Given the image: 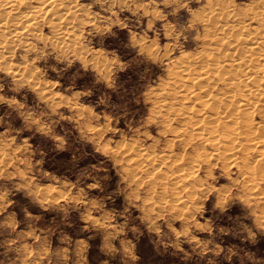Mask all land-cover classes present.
<instances>
[{
  "label": "rangeland",
  "instance_id": "obj_1",
  "mask_svg": "<svg viewBox=\"0 0 264 264\" xmlns=\"http://www.w3.org/2000/svg\"><path fill=\"white\" fill-rule=\"evenodd\" d=\"M66 2L0 53V264H264V94L214 148L175 82L226 20L263 40L261 2Z\"/></svg>",
  "mask_w": 264,
  "mask_h": 264
},
{
  "label": "bare ground",
  "instance_id": "obj_2",
  "mask_svg": "<svg viewBox=\"0 0 264 264\" xmlns=\"http://www.w3.org/2000/svg\"><path fill=\"white\" fill-rule=\"evenodd\" d=\"M67 0H0V53L2 54L3 51H5L6 49H8V45H11L12 43H16L18 40L20 41V39L22 38H26L27 36L30 37V36H34L36 35L38 32H36V30L34 29V27L38 24H41L43 22V20L46 18V16L48 17L49 15H60V13L58 14V12L60 11L61 12V9H67L68 5H65V3ZM70 1V0H68ZM74 1V0H73ZM216 1V0H215ZM221 1V0H220ZM254 1V0H253ZM261 2V8H262V12L264 14V0H258ZM226 2V1H225ZM260 2L258 5H260ZM215 3V2H214ZM257 3V2H256ZM73 4V3H72ZM252 4V3H250ZM254 4V3H253ZM75 5V4H74ZM218 5V4H217ZM220 5V4H219ZM225 5V4H224ZM223 5V6H224ZM256 5V4H254ZM253 5V6H254ZM63 7L59 10H56L58 7ZM215 6V5H214ZM213 6V7H214ZM227 6V5H226ZM225 6V7H226ZM77 7V5L75 6ZM212 6H210L211 8ZM220 7V6H219ZM74 8V6H73ZM230 8V7H228ZM72 9V8H71ZM218 9V8H216ZM257 9L258 6H257ZM69 10V9H68ZM67 10V11H68ZM227 10V9H226ZM225 10V11H226ZM65 11V12H67ZM79 11V10H77ZM213 12V9L211 10ZM228 11V10H227ZM247 12V10H245ZM249 11V10H248ZM256 11V10H255ZM259 11V10H258ZM257 11V12H258ZM64 12V11H62ZM75 12V11H74ZM219 12V11H218ZM229 12V11H228ZM242 12V11H241ZM252 12H254V8L252 10ZM217 13V12H216ZM224 13H227V12H224ZM235 13H238V11H234V13H230V14H234ZM243 13V12H242ZM75 14V13H74ZM209 14H211L209 12ZM229 14V13H227ZM229 14V15H230ZM247 14V13H246ZM260 13H258L259 15ZM62 15V14H61ZM213 15V14H212ZM224 15V14H223ZM237 15V14H236ZM240 15V14H238ZM64 16V15H63ZM207 16V14H206ZM231 16V17H233ZM245 16V15H244ZM261 16V14L259 15ZM264 16V15H263ZM262 16V17H263ZM55 17V16H54ZM58 17V16H57ZM56 17V18H57ZM69 17V16H68ZM66 17V18H68ZM199 17H202V16H199ZM212 17V16H211ZM225 17V15H224ZM222 16V18H224ZM239 17V16H238ZM255 17V14L251 15L250 16V19L251 18H254ZM257 17V16H256ZM53 18V16L51 17ZM55 18V20H56ZM59 18V17H58ZM73 18V17H72ZM258 18V17H257ZM264 18V17H263ZM48 19V18H46ZM50 19V18H49ZM69 19V18H68ZM205 19V18H203ZM238 19V18H236ZM54 20V19H52ZM53 21V22H56V21ZM60 20V19H58ZM67 20V19H66ZM72 20V19H71ZM69 20V22L71 21ZM198 20V19H197ZM211 20V19H210ZM213 20V19H212ZM215 20V19H214ZM223 20V19H222ZM249 20V19H248ZM260 20V19H259ZM50 21V20H48ZM65 21V20H64ZM78 21V20H77ZM76 21V22H77ZM206 21V20H205ZM219 21V20H218ZM58 22V21H57ZM211 22V21H210ZM233 22V21H232ZM264 22V21H263ZM45 23H48V22H45ZM220 23V22H219ZM218 23V24H219ZM226 23H227V20H226ZM225 23V24H226ZM248 22L245 23V19L242 18V19H239V20H236V22L234 21L233 24H224L223 23V26L222 28L224 29V32L226 35H230L232 36L233 38H230L229 36H226L224 34V36H221V39L220 38H217L216 36V39L214 40L216 43L214 44H217L218 41L220 42L219 45H216L215 47H213V50L214 52H211L209 51L206 55H207V58L205 60H203L202 64L200 65V68L199 69H195L194 66L193 68L195 69H192L191 68V64H187L186 67H184L183 69V72L182 74H178L177 76H180L181 75V79L180 81L176 80L175 82H177V86L180 87L181 84H183L184 82L183 81H191V84L194 85L195 88H193L192 91H189L188 93L183 92L185 93L183 97H185V100H190V102H197V109L195 110L194 108V111L193 112H197L199 114L200 117L196 118V120L194 121L193 125L199 123L198 125L199 126H196L195 128H197V130L193 133V135L195 134L196 136H200V137H203L204 140H207V141H210L212 147H216V145L218 143L221 142V140H223V138H226L225 136L227 134L230 135V130L229 132L230 133H223V134H218L216 133V131L218 130V126H221V127H226L229 123L226 124V117L231 116L232 119H238V117H242V122L244 124H246V120L249 119V115L246 113V110L247 108L251 106V104H253L254 102H258V99L264 94V86L262 87L261 86V83H260V74L262 72H264V39L263 40H260L261 36H259V39L257 37H254L253 35L251 36V29L248 30L247 33H244L246 30V28H248ZM61 24V23H60ZM67 24V23H65ZM69 24V23H68ZM71 24V23H70ZM69 24V25H70ZM212 24V23H211ZM217 24V21L215 22V25L216 26ZM45 25V24H44ZM75 25V24H74ZM76 25H78V23H76ZM227 26V28L225 29V26ZM229 25H231V27H228ZM262 25V24H260ZM43 26V25H42ZM60 25H58L57 27H59ZM64 26V25H62ZM61 26V27H62ZM207 26V24H206ZM221 26V24L219 25V27ZM264 26V25H263ZM56 27V28H57ZM60 27V29H61ZM66 27H68L66 25ZM73 27V26H71ZM69 27V28H71ZM210 29L213 27L209 26ZM237 27V28H235ZM37 28V26H36ZM48 28V27H47ZM64 28V27H63ZM62 28V29H63ZM78 28V27H77ZM215 28V27H213ZM41 29V28H39ZM50 29V28H49ZM58 29V30H60ZM209 29V30H210ZM221 29V27H220ZM253 29V28H252ZM65 30V28L63 29ZM61 30V31H63ZM73 30V29H72ZM214 30V29H212ZM218 30V27L217 29ZM245 30V31H244ZM38 31V30H37ZM51 31V30H50ZM69 31V30H68ZM221 31V30H219ZM244 31V32H243ZM258 31V30H257ZM40 32V30H39ZM215 32V31H214ZM255 32V31H254ZM263 32V31H261ZM260 32V33H261ZM49 33H52V32H49ZM60 33V32H59ZM64 33V31H63ZM67 33V32H66ZM65 33V34H66ZM206 33V32H205ZM259 33V32H257ZM39 34V33H38ZM62 34V32H61ZM64 34V35H65ZM221 34V33H220ZM41 33L38 35L40 36ZM55 35H58V34H55ZM63 35V36H64ZM73 35V33H72ZM72 35H70L72 37ZM51 36V35H50ZM61 36V37H63ZM66 36V35H65ZM219 36V35H218ZM47 37V36H46ZM61 37H59L58 39H62ZM31 38V37H30ZM44 38V37H43ZM208 38V37H207ZM45 39V38H44ZM43 39V40H44ZM56 39V38H55ZM54 39V40H55ZM210 39V38H209ZM207 39V40H209ZM23 40V39H22ZM26 40V39H25ZM33 40V39H32ZM64 40V38H63ZM67 40V39H66ZM65 40V41H66ZM76 40V39H74ZM39 41V40H38ZM70 40H68L67 42H69ZM66 42V44H67ZM73 42V41H72ZM23 43V42H22ZM61 43V42H59ZM65 43V42H64ZM209 43V42H208ZM25 44V42H24ZM35 44V43H34ZM58 44V43H57ZM71 44V43H70ZM13 46L15 44H12ZM22 45V44H21ZM20 45V46H21ZM60 45V44H59ZM65 46V44H63ZM79 45V44H78ZM208 44L206 43L205 46H207ZM13 46H10V47H13ZM63 46V47H64ZM210 46V44H209ZM17 47V46H16ZM23 47V46H21ZM62 47V48H63ZM73 47V46H72ZM67 48V47H65ZM69 48V47H68ZM67 48V49H68ZM26 49V48H25ZM10 50V49H9ZM8 50V51H9ZM13 50V49H12ZM28 50V49H27ZM32 50V49H31ZM30 50V51H31ZM212 50V51H213ZM7 51V50H6ZM5 51V52H6ZM7 51V52H8ZM29 51V50H28ZM221 51V52H220ZM204 52V51H203ZM218 52H220L222 55V58H218ZM187 53V52H186ZM192 53V52H191ZM191 53H189L188 55H191ZM196 53V52H195ZM8 54V53H7ZM198 53H196L197 55ZM3 55V54H2ZM187 55V54H185ZM204 55V53H203ZM205 55V56H206ZM8 57V55H6ZM193 56V55H191ZM220 56V57H221ZM1 57V55H0ZM7 59V58H6ZM193 60V58H191ZM199 59V57H198ZM5 60V59H4ZM196 60V59H195ZM26 61V60H25ZM191 61V60H190ZM6 62V61H5ZM5 62L3 63L1 61L2 64L5 65ZM23 62V61H22ZM178 62V60H177ZM197 62V61H196ZM195 62V63H196ZM199 62V61H198ZM181 61H179L178 64H180ZM182 63L184 64V61H182ZM181 63V64H182ZM193 64H195L194 62H192ZM1 64V65H2ZM176 64V63H175ZM176 64V65H178ZM192 64V65H193ZM197 64V63H196ZM200 64V63H199ZM0 65V66H1ZM3 65V66H4ZM19 65V64H18ZM2 66V68H3ZM6 66V65H5ZM8 67V66H7ZM179 67V66H178ZM10 68V67H9ZM8 68V69H9ZM5 69V68H4ZM11 69V68H10ZM9 69V70H10ZM21 69V68H20ZM175 69V68H173ZM171 69V70H173ZM177 69V67H176ZM179 69V68H178ZM28 70V69H27ZM3 72V71H2ZM15 72V70L13 71ZM19 72V71H18ZM29 72V71H28ZM180 72V71H178ZM27 73V72H25ZM176 74V73H175ZM18 75V73H17ZM25 76V75H24ZM17 77V76H16ZM26 78V77H25ZM171 79H173L172 77H170ZM179 78V77H178ZM177 78V79H178ZM18 81V80H17ZM20 82V81H19ZM167 82V81H166ZM181 83L179 85V83ZM183 82V83H182ZM35 83V82H34ZM168 83V82H167ZM217 83H221L222 84V91L221 92H215L213 93V89H215L214 87H216ZM264 83V82H263ZM171 84V83H170ZM190 84V83H189ZM191 84H190V87L191 88ZM168 85V84H166ZM172 85V84H171ZM175 84L173 83V86ZM170 86V85H168ZM176 86V87H177ZM245 86L247 87L245 90ZM185 88L183 90H187L188 87L184 86ZM43 88V87H42ZM165 89V87H163ZM178 88V87H177ZM235 88H237V92L239 91V93H235L234 90ZM167 89V88H166ZM175 89V88H173ZM192 89V88H191ZM218 89V88H216ZM40 90V89H39ZM45 90V89H44ZM49 90V89H48ZM162 90V89H161ZM168 90V89H167ZM180 90V88L178 89ZM182 90V91H183ZM155 91V90H154ZM173 91V90H172ZM171 91V92H172ZM188 91V90H187ZM157 92V91H156ZM174 92V91H173ZM178 93V92H177ZM176 93V94H177ZM182 93V92H181ZM45 95V94H44ZM158 95V94H157ZM170 95V94H169ZM183 95V94H181ZM180 95V96H181ZM187 98V99H186ZM175 99H179L177 97H175ZM180 99H182V97H180ZM179 99V100H180ZM184 99V98H183ZM170 101V100H169ZM261 101V100H260ZM259 101V102H260ZM171 103V102H170ZM189 103L187 102L186 105V108H187V105ZM192 104V103H191ZM166 105V104H165ZM190 105V104H189ZM188 105V106H189ZM254 105V104H253ZM173 106H176V105H173ZM172 106V107H173ZM182 105H180L179 107H181ZM234 106V107H232ZM168 107V106H167ZM191 107V106H190ZM184 108V107H183ZM185 108V109H186ZM258 108V107H257ZM253 109V108H252ZM251 109V110H252ZM175 110V108H174ZM249 110V109H248ZM179 111H181L179 109ZM182 111H184L182 109ZM232 111H241L240 113L242 114H237V115H234V112ZM262 111V110H261ZM264 111V109H263ZM182 113H186V112H182ZM260 113V112H259ZM264 113V112H262ZM171 115H173L171 113ZM175 115V114H174ZM181 115V114H179ZM193 115V113H192ZM188 116H191L190 113ZM193 116H196V115H193ZM192 116V118H193ZM251 116V115H250ZM262 116V115H261ZM260 116V117H261ZM172 117V116H171ZM255 117V116H254ZM264 117V116H262ZM230 118V119H231ZM248 118V119H247ZM251 118V117H250ZM171 120V118L169 119V121ZM181 120V118H180ZM254 120V119H253ZM239 121V120H238ZM179 122V121H178ZM184 122V121H183ZM193 122V121H192ZM241 122V123H242ZM262 122V120H261ZM189 123V122H188ZM257 123H260V122H257ZM264 123V121H263ZM179 125V124H178ZM234 125V124H232ZM262 125V124H261ZM260 125V127H261ZM231 127V123L229 125ZM191 127V126H190ZM228 127V126H227ZM226 127V128H227ZM259 127V128H260ZM178 128V127H177ZM192 128V127H191ZM236 128V127H235ZM174 129V128H173ZM187 129V128H186ZM190 129V128H188ZM249 129H252V128H249ZM262 129V128H260ZM172 130V129H171ZM175 130V129H174ZM256 130V129H255ZM173 131V130H172ZM264 131V130H263ZM221 132V130H220ZM223 132V131H222ZM245 132V130H244ZM187 133V132H186ZM247 133V132H245ZM181 134V133H180ZM192 134V133H191ZM233 135V134H232ZM188 136V135H186ZM195 137V136H194ZM223 137V138H222ZM228 137V136H227ZM259 137V136H258ZM258 137H256L258 140ZM242 138V137H240ZM261 138V137H260ZM263 138V136H262ZM235 139V138H234ZM249 139V138H248ZM193 140V139H192ZM229 140V139H228ZM232 141V139H230ZM236 140V139H235ZM251 140V139H249ZM264 140V138H263ZM247 141V140H245ZM251 141H254V140H251ZM229 142V141H228ZM240 142V141H239ZM226 143V142H225ZM234 143V142H233ZM251 143V142H249ZM255 143V142H253ZM209 144V143H208ZM228 144V143H227ZM222 145V144H220ZM230 145V144H229ZM225 145H223V148H224ZM237 146V145H236ZM234 146V147H236ZM258 146V145H257ZM260 146V145H259ZM196 147V146H194ZM200 147V146H199ZM230 147V146H229ZM228 147V148H229ZM193 148V147H192ZM222 149V147H221ZM226 149V148H224ZM237 149H239V147H237ZM244 149V148H243ZM256 149H261V148H256ZM208 150V149H207ZM211 149L208 150V152L210 153ZM228 150V149H227ZM226 150V151H227ZM245 150V149H244ZM263 150V149H262ZM145 151V150H144ZM224 151V150H222ZM192 152L195 153V151L192 149ZM149 153V152H148ZM193 153V154H194ZM204 153V152H202ZM152 154V152H151ZM187 154V153H186ZM149 155V154H148ZM185 155V154H184ZM189 155H190V152H189ZM215 155V154H214ZM191 156V155H190ZM204 156V155H203ZM206 156V155H205ZM264 156V155H263ZM220 157H223L220 156ZM219 157V158H220ZM235 158V156H232ZM187 158H190V157H187ZM186 158V160H187ZM227 158V157H225ZM177 159V158H176ZM215 159V158H213ZM185 160V159H184ZM185 160V162H186ZM222 160V159H220ZM234 160V159H233ZM176 160H174L175 162ZM202 161V160H201ZM230 161V159H229ZM191 163V162H189ZM231 163V162H230ZM264 163V162H263ZM263 163H260L263 164ZM181 164V163H180ZM179 164V165H180ZM214 164V163H213ZM177 165V166H179ZM199 165V164H198ZM224 165H227V164H224ZM233 165V162L232 164ZM258 165V167L261 168V166ZM181 166V165H180ZM180 166L178 168H180ZM193 166V165H192ZM191 166V167H192ZM197 166V165H196ZM200 166V165H199ZM235 166V165H234ZM233 166V167H234ZM243 166V165H241ZM247 166V165H244V167ZM264 166V165H263ZM136 167V166H135ZM187 167V169H186ZM185 167V170L189 171L190 169H188V166ZM190 167V166H189ZM227 167V166H226ZM236 167V166H235ZM177 168V170H179ZM194 168H198V167H194ZM260 168H258L260 170ZM192 169V168H191ZM247 169V168H245ZM259 170L257 172H259ZM263 169L261 168V171ZM181 171V170H180ZM196 171V170H194ZM178 172V171H177ZM175 173V172H173ZM188 173V172H187ZM250 173V172H249ZM166 174V173H165ZM190 174V173H189ZM240 174H241V171H240ZM239 174V175H240ZM172 175V174H171ZM183 175V174H182ZM243 175V174H242ZM247 175V174H246ZM249 177V175L247 176ZM246 177V178H247ZM263 177V176H262ZM163 178V176H162ZM178 182V181H177ZM246 182V181H245ZM250 182V181H249ZM196 183V182H195ZM198 184V183H197ZM254 184V183H253ZM155 185V184H154ZM160 186V185H159ZM188 187V186H187ZM199 187V186H197ZM201 187V186H200ZM192 188V187H191ZM206 187H204L205 189ZM210 188V187H209ZM190 190V189H189ZM203 190V189H202ZM262 190V189H261ZM204 191V190H203ZM202 191V192H203ZM264 191V190H263ZM187 193H189V191L187 190ZM185 193V194H187ZM210 193V192H209ZM226 193V192H224ZM264 193V192H263ZM192 194V191H190V195ZM203 194V193H202ZM206 194V193H205ZM201 195V194H199ZM228 195V194H226ZM261 195V194H260ZM195 196V195H193ZM262 196V195H261ZM188 197V196H187ZM162 198V197H160ZM180 198V197H179ZM185 198V197H184ZM192 198V197H190ZM194 198V197H193ZM197 198L199 199V197L197 196ZM234 198V197H232ZM163 199V198H162ZM187 199V198H186ZM245 199V198H244ZM179 200V199H178ZM228 200V199H227ZM191 201H194V200H191ZM246 201V200H245ZM177 202V201H176ZM183 203V201H182ZM184 204V203H183ZM186 204V203H185ZM188 204V203H187ZM193 204H196L193 202ZM190 205V204H188ZM192 205V203H191ZM197 205V204H196ZM186 206V205H185ZM191 207V206H190ZM224 208V207H223ZM183 209V208H182ZM158 212V211H157ZM181 212V211H180ZM193 213V212H192ZM260 214V213H259ZM180 215V214H178ZM159 217V216H158ZM203 231V230H202ZM191 240V239H190Z\"/></svg>",
  "mask_w": 264,
  "mask_h": 264
}]
</instances>
